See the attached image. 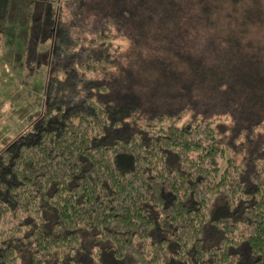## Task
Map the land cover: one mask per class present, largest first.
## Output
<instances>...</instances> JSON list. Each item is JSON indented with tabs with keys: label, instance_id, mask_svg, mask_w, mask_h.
<instances>
[{
	"label": "trees",
	"instance_id": "trees-1",
	"mask_svg": "<svg viewBox=\"0 0 264 264\" xmlns=\"http://www.w3.org/2000/svg\"><path fill=\"white\" fill-rule=\"evenodd\" d=\"M64 1L69 27L50 2L32 25L60 52L25 48L42 108L0 148V264H264L260 7Z\"/></svg>",
	"mask_w": 264,
	"mask_h": 264
},
{
	"label": "rangeland",
	"instance_id": "rangeland-1",
	"mask_svg": "<svg viewBox=\"0 0 264 264\" xmlns=\"http://www.w3.org/2000/svg\"><path fill=\"white\" fill-rule=\"evenodd\" d=\"M259 6L264 19V0H247ZM35 0H10L8 12V30L2 36L0 48V148L23 130L37 116L45 98V82L47 69L41 61L33 60L29 66L25 62V48L29 42L35 50H45L52 41L56 50L60 52L62 46L61 35L58 29L51 35L52 23L44 24L41 33L35 32L33 22L37 26L45 22L40 12L45 10L46 3L50 2L52 12L59 9L61 29L71 24L70 8L64 0H41L38 14L34 16ZM63 24V25H62ZM72 31V29H71ZM113 44L125 48L127 40L122 37L114 39ZM33 69V70H32Z\"/></svg>",
	"mask_w": 264,
	"mask_h": 264
}]
</instances>
